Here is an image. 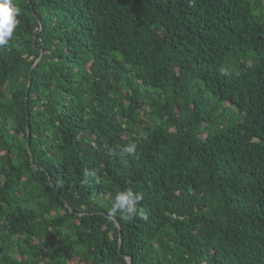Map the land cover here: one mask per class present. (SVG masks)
Here are the masks:
<instances>
[{
	"label": "trees",
	"instance_id": "1",
	"mask_svg": "<svg viewBox=\"0 0 264 264\" xmlns=\"http://www.w3.org/2000/svg\"><path fill=\"white\" fill-rule=\"evenodd\" d=\"M12 2L0 264H264V0Z\"/></svg>",
	"mask_w": 264,
	"mask_h": 264
},
{
	"label": "clouds",
	"instance_id": "2",
	"mask_svg": "<svg viewBox=\"0 0 264 264\" xmlns=\"http://www.w3.org/2000/svg\"><path fill=\"white\" fill-rule=\"evenodd\" d=\"M20 14V9L13 4L12 0H0V46L7 45L12 37L14 29L17 27V17ZM222 74H227L226 70L220 69ZM137 144L130 142L120 148L119 152H111V155H118L121 160H126L129 156L136 154ZM90 175V173H85ZM87 181H85L86 183ZM144 199L142 193L135 192L131 187L126 188L116 193L111 204L108 215L111 217L119 215V218L124 221H130L134 217L139 216L142 219H147L146 212L140 208L138 204Z\"/></svg>",
	"mask_w": 264,
	"mask_h": 264
},
{
	"label": "water",
	"instance_id": "3",
	"mask_svg": "<svg viewBox=\"0 0 264 264\" xmlns=\"http://www.w3.org/2000/svg\"><path fill=\"white\" fill-rule=\"evenodd\" d=\"M42 55H43V53L41 52L40 59H41ZM40 59H39V60H40ZM39 60H38V61H39ZM29 83H30V76H29ZM120 250H121V246L119 247V251H120Z\"/></svg>",
	"mask_w": 264,
	"mask_h": 264
}]
</instances>
